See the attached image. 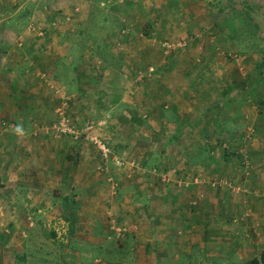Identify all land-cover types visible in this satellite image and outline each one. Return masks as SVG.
Segmentation results:
<instances>
[{
	"label": "crops",
	"instance_id": "1",
	"mask_svg": "<svg viewBox=\"0 0 264 264\" xmlns=\"http://www.w3.org/2000/svg\"><path fill=\"white\" fill-rule=\"evenodd\" d=\"M21 6L19 4L11 9H14L12 15L15 19L12 17L10 27L0 26L3 27L0 31V120L8 123L4 128L0 127V175L6 180L3 187L8 189L0 196V204H8L10 207L11 212L6 219L15 221L18 218L20 204H24L23 208H26V213L21 211L23 215L29 216L30 208H37V204H41L46 198V194H43L47 186L44 179L54 176L40 167L38 161H32L37 158L36 155L33 159H28V153L46 151L47 154L48 151H56L57 160L59 155L60 159L64 155L66 160H74L70 169L56 171V175L60 174L56 179L63 180L68 171L81 172L82 178V173H86L85 181L82 178L77 180L81 181L82 186L77 184L68 194L58 193L56 196L59 195L61 202L64 197L75 202L76 223L67 235L70 239L68 249L80 253H87L90 249L93 257L87 258L88 260L95 261L94 253H98L99 261L104 264H112L113 261L126 264L127 255L140 244L139 250H142L137 255L136 264H140L141 258L145 257L147 260L149 258L145 264H250L253 259L264 264V127L260 119L257 121V134L263 136V142L256 146V142H252L248 151L242 153L236 147L240 134L246 132L245 126L255 120H251V115L248 114V104H239L234 99L237 92L247 85L236 86L231 82L230 85L223 86L222 77L215 80L216 76H211L212 71L209 74L211 78H206L208 82L204 79L207 71L200 76L195 75L202 82L200 85L194 84V81L192 85L186 82L184 76L188 78L191 73L188 69H183L186 75L179 71L173 78L166 73L157 74L154 78L157 82L155 89L145 85L149 101L153 104L150 108L161 111L163 105V108L168 109L162 108L164 112L150 117L146 122L138 116L129 117L125 101H120V90L111 94L112 91L102 85L106 75L116 80V76L120 74L119 69L110 68V62L96 52L92 57L101 62L100 68L94 67L95 60L90 65L85 58L78 59V62H84V68H79L78 62H71L67 53L61 49L63 44L67 46H62L65 51L71 50L72 39L69 41L65 36L66 39L58 37L56 41H52L54 30L51 26L54 22L50 20L34 24L30 15L21 19V12L16 15ZM3 7L0 6V14ZM29 29L43 31L44 34L37 35L38 37L33 34L22 35ZM5 38L8 43H4ZM6 46L7 52L2 51ZM200 70L205 72L207 69ZM216 73L215 71L214 74ZM100 77L101 86H95ZM47 78L53 79L52 84L62 89V92H71L73 95L67 103V110L81 126L80 134L74 137V141L70 142L59 136L55 138L51 127H47L55 122L54 108L62 98L61 95H55L52 85L47 86ZM90 92L101 93L96 98V104L106 107L110 114L108 124H111V130L121 134H125L127 130H135L141 135L149 134L155 140H164L157 151H139V155H146V161L141 165L142 171L146 169L149 158L154 156L157 159H171L185 172L181 177L182 181L176 182L178 190L172 191L167 183L161 182L164 183L165 192L162 197L147 194L140 199L145 209H152L147 213L151 220L150 226L140 223L139 212H131L130 206L135 201L127 199L131 195H126L131 192H126L128 186L125 181L115 182L111 176L105 177L104 184H111L110 187L115 185L118 195L114 193L115 190H110L109 185L103 186L101 191L96 190L92 174L93 145L89 142L93 138V127L89 125L92 122L85 121L94 110L93 103L86 99ZM108 93L113 97L110 102L102 99ZM140 94L134 96L135 105L129 103V107L142 108ZM161 101L163 104L159 105ZM262 102L264 103V99ZM241 119L244 121L241 122ZM83 125L85 126L82 127ZM191 140L196 141L197 147L194 149L197 151L192 149ZM256 141H259L258 136ZM65 142L70 144L66 145ZM122 142L124 150L119 154L137 155V151H131L134 145L131 146L128 141ZM124 160H121V165H137L134 160ZM158 166L150 167L149 172L155 168L158 170ZM164 166L166 168L160 171L168 174L169 168ZM173 170L176 168L170 171ZM189 170L190 173H187ZM162 177L165 178V175ZM194 184H199V194L191 202L186 191ZM133 185L137 188L136 183ZM0 192L2 193L1 189ZM117 198L123 200L119 199L114 205ZM195 202L198 206L191 207ZM62 209V216L67 219L64 208ZM113 211L117 212L120 222L126 220L125 213L130 212L133 216L134 224L128 228L124 238L116 239L108 229L107 216ZM1 214L0 212V221H4ZM84 221L86 225L82 228ZM8 241L15 243L13 236ZM3 258L0 255V264H5Z\"/></svg>",
	"mask_w": 264,
	"mask_h": 264
},
{
	"label": "rangeland",
	"instance_id": "2",
	"mask_svg": "<svg viewBox=\"0 0 264 264\" xmlns=\"http://www.w3.org/2000/svg\"><path fill=\"white\" fill-rule=\"evenodd\" d=\"M221 1L1 0L0 6H4V10L0 14V26L10 27L11 19L14 17L12 15L14 9H11L21 4L20 11L16 15L22 10H26L34 24L35 22L46 23L50 20L54 22V25L51 26V29L54 30L52 32V41H56L58 37L65 38V36L68 40L72 39V48L68 52L62 47L65 45H61L62 51L67 53V58L71 62L72 60L78 62L79 58H85L86 62L93 65L92 61L95 60L94 67L96 69L100 68L101 62L92 57L93 53H95L94 49L97 48L96 53L106 55L107 60L110 62L109 67L117 68L120 72L116 76V80L106 75L102 82L103 87H108L112 91L111 94H116V90H120V101H125L127 106L125 110L128 112V116H138L139 119L142 118L145 122L150 117L158 116L160 112L168 109L163 108V105L160 108L161 111L150 108L153 104L151 100L149 101L145 85L152 90L153 88L155 89L154 86L157 82L154 78H156L157 74L166 73L173 78L179 71L186 75L183 69H188L191 72L189 73L190 76L188 78L187 76L184 77L190 85L193 84V81L195 82L194 84L198 83L200 85L202 82L195 75L200 76L206 71L207 75L204 74V79L207 82L206 78H211V76H216L215 80L222 77L223 86H228L231 82L240 84L241 81H244L248 87L246 86L239 90L234 99L238 100L239 104L247 103L249 106L248 114L251 115V120H255L254 123L250 121L251 124L248 123L244 128V131H250L252 128L250 137L245 139L243 133L239 136L240 141L236 147L239 153H242V151H248L247 148L250 147L249 144L251 145L252 142H256L255 146L259 142H263V136L259 135V133L257 134V121L260 119L261 125L264 127V122L262 121L264 119V104L260 102V99H264V67L259 68L260 60L264 57V21L262 18L258 20L259 28L255 29L253 25H248L241 17L228 19L224 13L218 11V5L216 4H220ZM20 16L21 19L28 18L27 15L21 14ZM49 27L45 26V28ZM252 27L253 30L250 32ZM2 28H0V31L3 30ZM8 31L11 33L10 29ZM80 31H82V34L78 35ZM30 34L38 37L37 35L41 36L44 32L29 29L27 32L22 33V35L28 36ZM4 43H8L6 38ZM2 51L7 52V46ZM78 65L79 68H84V62L79 61ZM200 69L207 70L204 72ZM211 71L213 75L210 76ZM215 71L217 72L216 74H214ZM247 71L249 77L247 79L242 78ZM66 76L69 77L68 75ZM46 80L47 86L52 85L54 88L55 95L62 96L61 102L54 108L56 114L55 122L60 116L58 108L61 107L63 112L68 115L69 121L80 132L81 126L79 127V124L67 110V103L73 98L72 93L62 92V89L55 87L52 84L54 83L53 79L47 78ZM98 80L99 82H96L95 86L99 85L100 87L101 77ZM96 89L99 90L98 88ZM58 91L60 93H57ZM100 94V92H90L86 97L87 100L93 103L94 110L88 119H84L86 122L93 123H89L93 127V138L91 141L89 139L86 140L93 145L91 147L94 156V171L92 174L94 175L96 190L101 191L103 186L108 187L109 185L110 190H115L114 193L118 195V188L115 185L110 187L111 184H104V179L111 176L115 182L125 181V185L127 184L128 186L126 192H131L126 195H131L127 199L131 198V201H135L130 206L131 212H139L137 214H139L138 216L141 219L140 223L150 226L151 220L147 213H150L152 209H145L140 199L146 197L147 194L162 197L164 183H167L172 191L178 190L176 182L181 180L185 172L178 167L179 164L172 162L171 159L167 160L164 157L157 159L154 156L149 158L145 166L146 169L142 171L141 165L144 164L143 161H146V155H139V151H157L158 146L161 148L164 140L162 138L155 140L150 138L149 134L142 133L141 135L140 132L135 130H127L125 134L111 130V124H108L110 114L106 111V107L96 104V98ZM108 94H104L102 99L110 102L113 97L110 93ZM138 94L141 95L142 108L129 107V103L135 105L134 96ZM117 102H119V99ZM160 104H163V102L161 101ZM244 120L241 119L240 121L243 122ZM2 121L4 124H1L0 120V127L4 128L8 123L3 119ZM54 123L47 127H51L55 138L60 137L70 142L71 140L74 141L73 135V138L65 136V134L60 136L54 129ZM241 127L239 128L241 129ZM257 136L259 141H256ZM99 140L109 146L110 151L113 153L111 158L107 160L101 158L100 150L97 146V141ZM122 141H128L131 146L134 145L131 151H137V155H129V153L124 156L119 154L120 151L123 152L124 150L122 149L121 143H124ZM70 142L65 143L68 145ZM190 143L193 147L192 149L197 151L194 149L197 147L196 141L191 140ZM45 152L30 151L28 153V159H33L32 157L36 155L37 158L32 161H38L37 164L40 167H44L46 172L54 174L53 178L47 176L44 179L45 186H47L44 188L43 194H46V198L42 200L41 204H37L38 207L34 206L37 208H30L29 216L23 215L21 212L24 211L26 213V208H23L24 204L18 205V218L15 221L12 218L9 221L6 219V216L10 215L11 212L9 205L0 204L1 217L5 218L4 221H0V255H3L5 264H104V262L99 261L98 253H94L95 261L88 260L93 257L90 249L87 250V253L68 249L70 239L67 235L71 231V226L67 219L62 216L64 214L61 198L56 195L58 193L68 194L73 187L77 184L80 185L81 181L77 182V180H81V172L77 173L78 171L76 172L75 170L74 173H71L68 171L63 180L60 178V180L56 179L55 177L60 176V174L56 175V171L70 169L74 164V160H66L64 155L60 159L59 154V160H57L56 151H48L47 154ZM124 159L128 161L134 160L137 165H121V160ZM112 160L114 163H111ZM32 161L31 163H34ZM157 165H159L158 170L155 168L149 172L150 167ZM164 165L169 168L168 174L160 171L166 168ZM172 168H176V170L171 172ZM132 169L135 170L132 171ZM187 173H190V170ZM82 174L84 175L82 180L85 181L86 173ZM164 175L165 178L162 177ZM5 181L0 175V189L2 190L0 196L8 190L3 187ZM99 181L100 183H98ZM134 183L137 184V188L134 187ZM83 185H85V182H83ZM198 188L199 184H194L192 187L187 188L186 194H189L188 198L190 197L191 202L194 200L193 198H197L199 194ZM180 189L182 190V188ZM75 191L77 193L76 189ZM183 191L180 192L182 193ZM119 199L123 200V198H117V201L114 200V205L118 203ZM165 205L163 204V206ZM196 206L198 204L195 202L194 207ZM186 211H188L187 208ZM116 213H110L107 216L108 229H110L112 236L116 239L124 238L128 228L133 226L134 219H132L133 216L129 212L124 214V219L126 220L120 222ZM10 223H12V226ZM85 225L86 221H84L82 228ZM11 236H13L14 244L8 241ZM139 247L140 244L127 255L126 264L128 262L136 264L137 255L142 250V248L139 250ZM22 255L24 258L21 257ZM147 255L149 256V254ZM145 258H141L140 264H145L144 262L149 261V258L148 260ZM112 264L117 263L113 261Z\"/></svg>",
	"mask_w": 264,
	"mask_h": 264
},
{
	"label": "trees",
	"instance_id": "3",
	"mask_svg": "<svg viewBox=\"0 0 264 264\" xmlns=\"http://www.w3.org/2000/svg\"><path fill=\"white\" fill-rule=\"evenodd\" d=\"M218 5V11L224 13L228 19L234 18V17H241L243 18L248 25H253L255 29H258V20L264 21V0H222L221 3H217ZM215 5V6H216ZM22 15H29V13L26 10L21 11ZM253 27L250 29V32L253 30ZM82 34V31L78 32V35ZM96 52L97 49H94ZM101 56V55H100ZM104 59L107 60V57L105 54L102 55ZM264 67V57L261 58L260 63H259V68ZM249 77L248 71L243 74L242 78L247 79ZM244 82V81H243ZM241 81L240 84L234 83L236 86L239 85H244L245 82L243 83ZM263 99H260V102H262ZM262 104H264L262 102ZM68 117L67 114H64ZM69 118V117H68ZM65 136H70L72 137V134L70 133H62V135ZM245 134L243 133V136ZM61 136V134H60ZM64 137V136H63ZM75 202H73L70 198L64 197L62 200V206L64 208L67 220L72 227L76 223V210L74 207ZM194 204L190 205L191 207ZM24 258V256H21ZM250 264H260L256 259L251 260Z\"/></svg>",
	"mask_w": 264,
	"mask_h": 264
},
{
	"label": "built area",
	"instance_id": "4",
	"mask_svg": "<svg viewBox=\"0 0 264 264\" xmlns=\"http://www.w3.org/2000/svg\"><path fill=\"white\" fill-rule=\"evenodd\" d=\"M60 116L59 118L56 120V122L54 123V129L59 133H70L72 134L74 137H78L79 131L75 128V126L72 124V122L69 121L68 117L66 115H64L65 113L63 112V110L60 108H58ZM1 124H4V122L1 120ZM252 131V128L249 130H247L245 132V139L250 137V132ZM97 146L100 150V156L103 160H107L109 158H111V156L113 155V153L110 151L109 146L103 142V141H97ZM193 181V179H192Z\"/></svg>",
	"mask_w": 264,
	"mask_h": 264
},
{
	"label": "clouds",
	"instance_id": "5",
	"mask_svg": "<svg viewBox=\"0 0 264 264\" xmlns=\"http://www.w3.org/2000/svg\"><path fill=\"white\" fill-rule=\"evenodd\" d=\"M18 130H19V126H17Z\"/></svg>",
	"mask_w": 264,
	"mask_h": 264
}]
</instances>
